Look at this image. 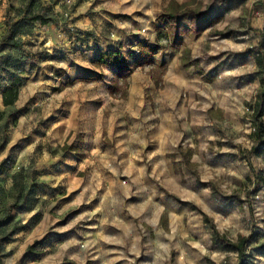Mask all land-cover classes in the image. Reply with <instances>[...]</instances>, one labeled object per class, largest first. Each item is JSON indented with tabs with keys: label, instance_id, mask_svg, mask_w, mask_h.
<instances>
[{
	"label": "rangeland",
	"instance_id": "rangeland-1",
	"mask_svg": "<svg viewBox=\"0 0 264 264\" xmlns=\"http://www.w3.org/2000/svg\"><path fill=\"white\" fill-rule=\"evenodd\" d=\"M59 2L31 10L52 16L43 26L26 20L30 10L22 0H0V165L7 168L0 176L3 264H44V251H51L53 264H239L232 244L241 235H252L244 264H264V186L256 190L249 181L255 177L245 158L257 145L255 102L264 74L256 53L264 34V0H157L158 11L148 6L151 14L120 18L136 21L143 37L142 29L155 19L166 39L172 34L159 16L170 10L202 14L200 30L189 38L197 66L185 69L180 59L190 82L184 94L192 130L168 154L170 176L144 153L152 128L142 121L139 102L132 105L128 79L116 80L111 68L93 65V41L78 37L71 19L76 5ZM11 27L18 47L2 44ZM50 35L53 42L44 41ZM165 39L161 44L169 49ZM181 49L173 54L182 56ZM165 72L151 71L157 88ZM16 77L22 81L18 100L5 107L1 93ZM175 109L164 105V111ZM193 155L202 162L200 170ZM251 162L264 174V148ZM201 179L209 183L203 187ZM144 186L159 189L162 200L147 209L146 221L120 216L135 231L125 240L111 229L107 198ZM213 225L227 241L211 240ZM114 243L124 245L123 252L114 250L123 256H107V245Z\"/></svg>",
	"mask_w": 264,
	"mask_h": 264
},
{
	"label": "crops",
	"instance_id": "crops-1",
	"mask_svg": "<svg viewBox=\"0 0 264 264\" xmlns=\"http://www.w3.org/2000/svg\"><path fill=\"white\" fill-rule=\"evenodd\" d=\"M35 7H45L52 5L56 0H35ZM157 0H60L59 6L67 4V7L76 5L75 12L72 14V20L76 27L78 37H87L93 41L94 48L90 51L91 56H94L96 61L101 55L108 51L117 50L121 51L126 58L127 62L134 64L141 61L146 56V51L140 48V45L155 47L160 45L161 49L157 51L153 57V63L147 65H140L131 69L130 77L127 80L128 89L127 93L132 102L133 107L139 105V113H142V121L146 123V127L152 128L149 130L148 143L150 145L144 148V153L150 157L148 161L152 163L156 168H164L167 170L168 176L174 175V167L172 160L168 157V154L175 153L176 147H178V140L180 136H189L191 133L192 124L189 123V109L187 107V97L184 94V90H187L190 86V82L185 74L184 68L180 64L181 55L173 54L174 49L178 46L172 45V38H158V30H161L163 26L158 24L153 19L142 30L146 33L145 37L140 36L137 22L122 23L119 22L120 18L127 16L137 17L143 10L147 13H152V10L148 6H151L153 10H159L161 3ZM25 5L29 0H22ZM154 2V4H153ZM56 7V6H55ZM54 7V8H55ZM61 9V8H60ZM158 15V14H157ZM52 17V16H50ZM148 17V16H147ZM165 27L170 25V22L166 19L163 21ZM178 23L186 28L192 29L193 32L199 31V25L194 23L192 16L185 15L178 17ZM125 32L127 34H125ZM192 32V33H193ZM104 33L114 34L115 39L110 37H103ZM192 33L189 35H182L180 46L182 51L185 48L193 49V43L191 38ZM94 37L95 39H93ZM170 42V48L166 49L162 46L161 40ZM44 41L53 42L52 36H48ZM170 58L169 60L167 58ZM192 60H197L194 56ZM107 69L106 67H103ZM113 70L112 77L116 74V68ZM153 69H165L166 72L163 76L162 82H160V88H157L155 82L151 78V71ZM122 84V82H120ZM139 98V101H135V98ZM177 105L179 110L164 111V105ZM141 151V153H143ZM133 155V151H130ZM138 158V157H137ZM130 157V163H135ZM178 161V160H177ZM192 163L199 164L197 169L200 170L202 162L193 155ZM209 179H201L202 186L205 187ZM82 196H78L81 198ZM162 200V192L158 189H151L149 186H144L143 190H139L136 193L129 192V196H109L107 198V205L110 212L111 219L115 222L112 223L111 229L116 233L125 235V240H131L135 234L133 227H128L123 224L120 216L133 217L137 216L143 218L146 221V211L151 205H155ZM122 204V213L117 210L120 209V203ZM77 203V201H76ZM160 220V215L158 219ZM155 223V222H154ZM108 226H102L99 229H106ZM218 230V229H217ZM221 234V232L218 230ZM214 231L211 232V240H213ZM113 236L112 234L110 235ZM110 237V238H111ZM107 239V238H106ZM137 243V242H136ZM50 249V247H48ZM110 248L107 252L108 257L116 255L123 256L124 254L114 253L115 248H118L121 252L124 251V245L116 246L115 243L107 245ZM112 252V253H111ZM48 257L44 260V264H53L51 251H44L42 256ZM77 258H81L78 254ZM73 255V256H74ZM82 259V258H81ZM46 261V262H45Z\"/></svg>",
	"mask_w": 264,
	"mask_h": 264
},
{
	"label": "trees",
	"instance_id": "trees-1",
	"mask_svg": "<svg viewBox=\"0 0 264 264\" xmlns=\"http://www.w3.org/2000/svg\"><path fill=\"white\" fill-rule=\"evenodd\" d=\"M35 4H36L35 0H29L28 4L26 5V9L30 10V15L26 18V20L30 23H40L43 26L48 25L51 22L50 16H45L43 14H38L34 12L31 13V10L35 7ZM185 15L192 16L194 23L197 22L202 17V14L193 10H186V11L170 10L158 17L159 21L163 22L167 19L170 22L169 30L172 34V45L174 46H181L182 43L180 41V37L182 35H189L193 32L192 29H186L178 23V17H182ZM14 37H15V31L13 27H11L7 36L2 40V44L18 47L19 44L14 40ZM161 37H163L162 30H158V38ZM140 48L146 51V56H144V58L141 61L136 62L134 64L127 62L126 58L124 57L121 51L112 50L101 55L93 63V65L98 68H102V67L116 68L117 72L114 75L116 80H127L130 75L131 69L140 65L152 64L153 63L152 57L157 51L161 49V46L158 45L155 47H150V46L140 45ZM190 54L191 51L188 48H185L182 52V56L180 59L185 69H189L192 66H197V62L191 60ZM256 57H257V63L260 69V73L264 74V34H262V40L258 46ZM21 85H22L21 79L16 77L2 91L1 93L2 102L5 107H12L15 105L19 97V90ZM261 86L262 88L258 93L257 100L255 102V114L257 117V124L255 126V132L253 134V138L257 142V145L253 146L250 150L245 151L246 161L248 162L250 168L252 169L255 177L254 180L249 178V181L253 183L256 190H258L261 186H264V174L257 172L251 162V156L262 155V150L264 148V78H262L261 80ZM64 149L76 152L78 154V150L73 146H68V147L64 146ZM6 171L7 168H5L3 164H1L0 176L4 175ZM16 205L17 204H14L12 207ZM11 208L9 209V211H11ZM205 221L206 223H211L208 217H205ZM212 229L214 231L213 242L218 243L219 241H227L226 236L221 235L214 225L212 226ZM251 239H252V235L248 237L241 235L239 237V241L236 244H232V246L238 252L240 258L239 264H244L245 248ZM6 240L7 238H3V241ZM39 244L40 241L35 242L33 245L28 247V251H34ZM0 264H3V251H2L1 242H0Z\"/></svg>",
	"mask_w": 264,
	"mask_h": 264
}]
</instances>
